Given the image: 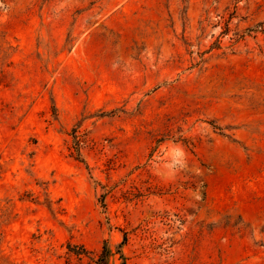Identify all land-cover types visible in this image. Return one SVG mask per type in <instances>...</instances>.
<instances>
[{"label": "rangeland", "instance_id": "374dc122", "mask_svg": "<svg viewBox=\"0 0 264 264\" xmlns=\"http://www.w3.org/2000/svg\"><path fill=\"white\" fill-rule=\"evenodd\" d=\"M0 264H264V0H0Z\"/></svg>", "mask_w": 264, "mask_h": 264}, {"label": "trees", "instance_id": "16d2710c", "mask_svg": "<svg viewBox=\"0 0 264 264\" xmlns=\"http://www.w3.org/2000/svg\"><path fill=\"white\" fill-rule=\"evenodd\" d=\"M125 241H126V237L124 239V242L121 243L119 246H118V253L121 254L122 258H124V255L122 254V251H121V248L123 247V245L125 244ZM111 251L107 248V245L104 246V250L102 252V259L104 261H107L109 259V257L111 256Z\"/></svg>", "mask_w": 264, "mask_h": 264}]
</instances>
